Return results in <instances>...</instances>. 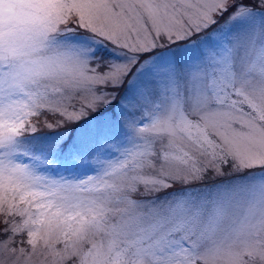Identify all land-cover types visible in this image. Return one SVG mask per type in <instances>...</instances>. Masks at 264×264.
<instances>
[{"label":"snow or ice","instance_id":"obj_1","mask_svg":"<svg viewBox=\"0 0 264 264\" xmlns=\"http://www.w3.org/2000/svg\"><path fill=\"white\" fill-rule=\"evenodd\" d=\"M0 264H264V0H0Z\"/></svg>","mask_w":264,"mask_h":264},{"label":"rangeland","instance_id":"obj_2","mask_svg":"<svg viewBox=\"0 0 264 264\" xmlns=\"http://www.w3.org/2000/svg\"><path fill=\"white\" fill-rule=\"evenodd\" d=\"M111 108H109L108 112L109 115H111ZM108 117H102V119H107ZM88 119L92 120L93 123L96 122V117L95 114H92ZM77 127V125H67L66 128L68 129H75ZM65 131V129H57L55 132H50L47 129H43L40 133H38V135L42 136V137H46V136H55L58 135L59 133H63ZM110 152L109 150H105L104 155L107 156L109 155ZM58 159H63L62 157H58ZM55 172H62L64 174H69V173H73L76 175H86L90 172H93L95 170V166L94 165H88L86 167H71V166H66L65 164H61V166L59 168H54L53 169Z\"/></svg>","mask_w":264,"mask_h":264}]
</instances>
